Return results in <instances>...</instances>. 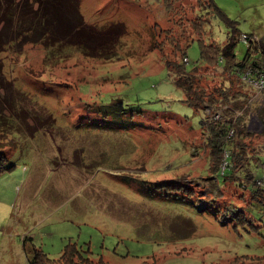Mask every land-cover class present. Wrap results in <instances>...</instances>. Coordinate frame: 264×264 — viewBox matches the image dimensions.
Returning a JSON list of instances; mask_svg holds the SVG:
<instances>
[{"label":"rangeland","instance_id":"374dc122","mask_svg":"<svg viewBox=\"0 0 264 264\" xmlns=\"http://www.w3.org/2000/svg\"><path fill=\"white\" fill-rule=\"evenodd\" d=\"M211 3L216 11L207 0H79L91 28L79 41L105 46L114 53L108 58L55 38L23 43L18 32L11 40L0 34V264H32L35 253L36 264H58L69 245L84 256L67 254L73 264L264 258V206L240 188L255 189L247 169L264 175V101L229 102L250 110L239 136L247 148L242 161L230 156L218 168L201 125L205 108L183 102L176 73L164 65L177 54L169 37L180 32L182 42L191 36L186 71L199 67L203 84L214 87L228 78L246 94L222 67L201 66L200 47L226 42L231 28L218 11L240 35L236 62L247 50L244 35L264 46V0ZM258 48L249 61H263Z\"/></svg>","mask_w":264,"mask_h":264},{"label":"trees","instance_id":"16d2710c","mask_svg":"<svg viewBox=\"0 0 264 264\" xmlns=\"http://www.w3.org/2000/svg\"><path fill=\"white\" fill-rule=\"evenodd\" d=\"M207 3L208 5L206 9L208 11H216L211 3V0H207ZM171 12L172 11L169 9V13ZM198 12L199 13H195L196 16L206 15L208 19V13L204 14L203 11H199V9ZM218 14L222 19L225 20L227 26L231 29L228 33L226 42L221 47L218 46V44L213 45L211 43L201 45V66L205 65V67H216L218 65L224 69V72L236 77L240 81L239 73L243 69L250 66L257 68L262 64L263 61L259 59H253L252 61H249L251 50H256L258 47L257 45L254 46V44H256V41L253 40L251 36L247 35L246 36L249 43L247 45L245 55L241 61H235L234 45L236 43V37L238 40L240 35H236V29L233 27L231 21L225 18L219 11ZM169 21L173 23L171 18H169ZM0 25L2 26L0 34L4 33L3 36H6L10 40L12 38L9 37L12 36L14 32H18V40L19 36H21L20 39H22L21 41L23 43H36L41 40H47L48 38H55V41H58L55 42V44L67 42L66 44L77 45L78 50L81 51L84 56H102L103 58H106V52L114 55L113 52L111 53L107 51V48L105 46H103V48L101 49H93L89 46L88 41H79V37L82 35V33L87 34V31L88 34L91 33V28L85 26L86 24L80 14L79 0H0ZM196 26L197 28H199V24H197ZM201 32V35L203 36L204 29L201 30ZM8 33L10 35H8ZM179 33L172 31V38L169 37L166 33L164 39L169 37V40L175 44V50L177 51V54L180 58V62L176 61V57H178L176 54V56L172 59L165 58L164 65L168 70L176 73L175 83L184 90L183 102H185L187 105L195 109H204L206 107H215L216 109H218L220 107L226 106V109L220 119L211 120L206 118L201 122V125L205 130L204 135H206V139L209 140L208 146L210 148L208 147V149L212 157L217 159L216 165L218 166V168L222 165H220V162H224L225 159L230 156H232L233 159L238 158L240 161H242L244 159V154L247 147L243 142L239 141V139L240 137H242V135L246 136L245 130L247 123L245 118L246 113L247 115H249L248 113L250 110L248 106L243 110L241 108L235 109L236 106L234 104L230 105L229 102H231V100H234V98H241L245 95L243 101L244 103H246L248 99L252 95H254L255 92L240 81L244 89H246V94H240L236 89H232L231 87H229L232 82L228 78H226L224 84L220 85L219 87H214L210 84L204 85L201 76L196 74V70L199 67H195L190 71H186L184 67V64H186L183 61V58H186L184 54V48L185 46H187L191 36H189L187 39L183 38L182 42V37L181 35L179 36ZM176 35L178 37H175ZM90 36L92 37V35ZM192 36L202 37L200 35ZM71 41H74V43H71ZM177 42L179 43L178 45H176ZM162 48L163 47L161 46V49ZM108 49L111 50V48ZM258 49L261 52H264V46H261ZM249 92L251 93V95L249 94ZM230 110H233L234 112L242 110V112L245 113H242L241 116L234 117V115H228L227 111L230 112ZM258 113L260 118L259 120L264 125V108H262V110H259ZM230 129H233L234 134L232 137L228 138L227 134ZM202 133L203 130L201 131V134ZM260 135L264 136V128L262 129ZM206 139L204 140L206 141ZM238 147L241 151L238 155H236L235 149H238ZM224 154H226L225 159ZM3 165L4 158L0 153V174L4 173V171L6 170L3 168ZM246 172L248 173L249 180H252L255 189L247 191L246 189H244L242 183H240V188L243 189V194H250L252 199H255L262 206H264V197L262 199V196H264V175L258 179L256 178L255 174H253V172L251 173L248 169L246 170ZM239 214H241V212H239ZM67 254L73 255L79 260L84 259V256L80 254L74 248V246L69 245L64 249V252L62 253L57 263L59 264L62 262L63 264H73L71 259H66ZM40 256V254L35 253L32 264H36L39 261ZM235 259H240L241 263L248 260L250 262L248 264H264L263 257H236ZM234 262H237V260L233 261V263Z\"/></svg>","mask_w":264,"mask_h":264},{"label":"built area","instance_id":"2783aa9c","mask_svg":"<svg viewBox=\"0 0 264 264\" xmlns=\"http://www.w3.org/2000/svg\"><path fill=\"white\" fill-rule=\"evenodd\" d=\"M244 35V34H243ZM243 40H246V44L248 45V38L246 35L242 37ZM183 61L186 62L187 58H183ZM240 81L247 85L251 90H253L255 93L254 95L249 99L250 101L253 100V98L261 99L264 101V59L262 64L255 68L253 66L247 67L243 69L239 73ZM226 109V106L220 107L216 109L215 107H206L205 111L207 112L208 119L211 120H218L223 115L224 111ZM234 117L241 116L243 113L242 110L234 112ZM234 134L233 129H230L228 131L227 137H232ZM226 154H224L225 159Z\"/></svg>","mask_w":264,"mask_h":264}]
</instances>
